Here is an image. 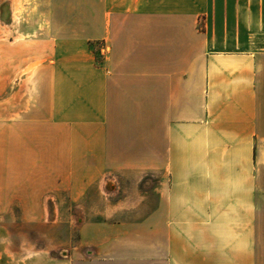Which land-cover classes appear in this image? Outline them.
Masks as SVG:
<instances>
[{"label": "crops", "instance_id": "1", "mask_svg": "<svg viewBox=\"0 0 264 264\" xmlns=\"http://www.w3.org/2000/svg\"><path fill=\"white\" fill-rule=\"evenodd\" d=\"M5 17L0 218L46 198L81 216L63 256L0 219L2 263L264 264V0H11Z\"/></svg>", "mask_w": 264, "mask_h": 264}, {"label": "rangeland", "instance_id": "2", "mask_svg": "<svg viewBox=\"0 0 264 264\" xmlns=\"http://www.w3.org/2000/svg\"><path fill=\"white\" fill-rule=\"evenodd\" d=\"M1 1L0 17L3 15L4 23H8L5 16L8 17L11 11V0H4V5L1 4ZM37 203L41 204L43 211L37 210L39 214L31 221H27L28 218L17 217H3L0 219H3L5 224L35 225V229H29V232L21 234L24 239L34 241L37 247H50L53 255L63 256L76 241V222L81 216L79 208L75 206L76 203L65 199L57 201L46 198L44 201ZM23 229L25 230V228ZM2 264L7 263L3 262Z\"/></svg>", "mask_w": 264, "mask_h": 264}]
</instances>
